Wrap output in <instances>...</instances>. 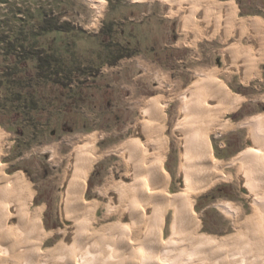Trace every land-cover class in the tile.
I'll use <instances>...</instances> for the list:
<instances>
[{
    "label": "rangeland",
    "instance_id": "374dc122",
    "mask_svg": "<svg viewBox=\"0 0 264 264\" xmlns=\"http://www.w3.org/2000/svg\"><path fill=\"white\" fill-rule=\"evenodd\" d=\"M99 1L102 7L89 0H0V37L5 31L6 35L15 34L17 40L18 28L27 31L26 26L40 16L45 19L44 28L60 27L68 33L54 39L51 32L45 31L39 42L32 35L21 47L24 53L41 55L44 69L39 73L43 76L34 80L25 103L9 102L6 111L0 112V131L8 146L2 156L4 174H21L32 194L31 208L41 209L47 237L42 248L52 250L61 240L58 194L68 168L67 158L81 140L96 135L94 148L98 156L129 138L140 116L141 100L170 96L167 84L164 92L160 90L162 83L179 81L185 90L198 79L196 70L212 69L222 70L221 81L241 102L221 117L231 128L210 137L215 158L224 165L223 172L230 179L215 182L193 197L196 234L213 243L234 240L240 220L222 210L221 205L229 202L234 210L245 208L251 214V202L237 179L238 163H230L246 149L248 127L240 124L264 115V60L258 65V75L243 82L241 74L228 67L223 54L238 43L237 37L224 41L217 34L191 45L182 31V14H172V6L166 1ZM216 1L233 2L239 19L258 18L264 26V0ZM105 23L115 24L116 31H104ZM146 33L147 39H143ZM140 38L142 43L137 41ZM0 39V53L12 44L20 49L19 42L11 44ZM242 40L245 44L247 39ZM1 58L2 54L0 70L8 65ZM55 80L61 85L52 83ZM178 104L176 100L167 111L170 117ZM23 105L25 109L33 105L34 109L14 120L13 112L25 111ZM168 120L165 134L170 137L172 125ZM170 140L164 166L171 179L170 191L178 193L179 148ZM115 158L108 153L97 158L87 179L86 199L99 202V216L103 198L93 189L104 184ZM171 217L172 213L168 214L164 237L170 233Z\"/></svg>",
    "mask_w": 264,
    "mask_h": 264
},
{
    "label": "bare ground",
    "instance_id": "6f19581e",
    "mask_svg": "<svg viewBox=\"0 0 264 264\" xmlns=\"http://www.w3.org/2000/svg\"><path fill=\"white\" fill-rule=\"evenodd\" d=\"M162 1L172 6V14H182L186 43L217 34L224 41L235 36L238 43L223 53L228 67L240 73L243 82L258 75L264 60V26L258 18L239 19L233 2ZM196 71L198 79L185 90L179 81L164 82L160 90L168 88V98L141 100L129 138L98 154L116 156L104 184L93 189L103 198L100 216L99 202L86 199L87 179L99 158L94 148L97 136H86L69 154L58 194L61 240L52 250L42 248L47 238L42 211L31 208L32 194L23 176L4 174L7 144L0 131V264H264L263 114L240 124L248 127L246 149L230 163H238L237 179L251 202V214L224 202L222 210L240 220L237 238L213 243L196 234L193 197L230 179L215 158L210 137L231 128L221 117L241 102L221 81L222 70ZM176 100L179 104L170 117L167 111ZM166 120L172 125L170 137L165 134ZM170 138L179 148L178 193L170 191L164 166ZM170 213V233L164 237Z\"/></svg>",
    "mask_w": 264,
    "mask_h": 264
},
{
    "label": "trees",
    "instance_id": "16d2710c",
    "mask_svg": "<svg viewBox=\"0 0 264 264\" xmlns=\"http://www.w3.org/2000/svg\"><path fill=\"white\" fill-rule=\"evenodd\" d=\"M44 24L45 19L44 17L40 16L39 18L35 19L33 23L26 26L27 31L23 28H18V33L16 35L17 40L16 37H14L15 34L6 35L5 31L2 33V37L0 38H2L3 41L8 40L6 43L11 44L12 42L17 41L20 44V49H17V44H12V46H10L7 51L4 50L3 53H0L2 54L1 61L8 64L6 67H3L0 70V72H2L0 74V112L1 110L6 111L5 104L7 105L9 102L25 103V100H28V97L30 98L31 94L29 93L30 89L34 86V80L37 78L40 79L43 76L41 73H39L43 72L44 69V60L41 55L35 53H24L21 50V47L29 42L32 35V38L36 40L35 42H39L42 33L45 31L51 32L54 39H60L61 37L63 38L68 34L60 27L50 26L49 28H44ZM0 41L2 40L0 39ZM48 81L51 82L50 79H48ZM45 83L46 82H43V85H46ZM52 83L61 85V83L56 80L52 81ZM21 108L25 111H14V115L12 116L14 120L22 119L25 116L26 111L29 112V110L34 109L33 105H28L27 109H25L26 107H24V105Z\"/></svg>",
    "mask_w": 264,
    "mask_h": 264
},
{
    "label": "flooded vegetation",
    "instance_id": "af4514ba",
    "mask_svg": "<svg viewBox=\"0 0 264 264\" xmlns=\"http://www.w3.org/2000/svg\"><path fill=\"white\" fill-rule=\"evenodd\" d=\"M132 24H135V23L133 22ZM142 25H144V23ZM102 28H103L104 31L110 32L111 34H113L116 31V30H113L115 28V24L109 25V24L105 23ZM121 32L123 33L124 30L122 29ZM147 34L148 33H146L145 35H143L142 38L143 39H147ZM142 38H140L139 40H137L138 43H142Z\"/></svg>",
    "mask_w": 264,
    "mask_h": 264
}]
</instances>
